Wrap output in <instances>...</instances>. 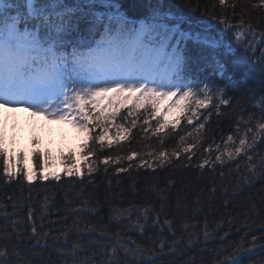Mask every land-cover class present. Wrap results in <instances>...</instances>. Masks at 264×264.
I'll list each match as a JSON object with an SVG mask.
<instances>
[{
	"label": "snow or ice",
	"instance_id": "obj_1",
	"mask_svg": "<svg viewBox=\"0 0 264 264\" xmlns=\"http://www.w3.org/2000/svg\"><path fill=\"white\" fill-rule=\"evenodd\" d=\"M196 11L200 12L199 17L191 14ZM207 69L212 75L203 79L194 71ZM229 91L239 94L237 104H233L237 97L229 96ZM110 93H123V100L133 101L127 116H121L119 107L112 104ZM106 97L109 104L102 105L100 101ZM161 100H170L165 111L175 109L178 115L169 120L165 111L159 110ZM0 108L23 109L65 121L85 133L86 142L80 147L86 150L87 157H95L90 162L85 158L89 175L101 168L107 174L110 165L119 174L139 168H163L166 164H191L197 150L207 143L196 167H207L213 172L217 167H227V175L235 173L234 191L259 182V202L264 205V0H208L203 4L200 0H184L183 5L165 0H0ZM225 108L231 111L225 112ZM133 109L144 110L142 121ZM213 112L232 119L234 132L230 130L226 137L221 136L223 150L215 137L209 142L213 130L208 125ZM118 116L127 127L116 123ZM152 119L156 120L155 127ZM182 120L186 122L183 125ZM189 125L191 131L187 130ZM112 128L115 135L109 136ZM136 128L145 136H155L159 150L141 153L130 149L126 156L104 154L105 147L112 149L133 139L131 134ZM96 129L99 135L95 134ZM177 136L176 146L169 151L165 147L167 140ZM0 158L7 182L19 179L20 175L25 181L48 179L43 172L30 175L20 167L11 171L12 157L3 147L2 136ZM123 161H127V166ZM83 166L78 168L73 162L65 172L82 176ZM220 176H225V172L221 171ZM55 179L61 177L56 175ZM174 186L171 179L164 187L159 183L149 186L147 191L160 199L159 210L147 198L139 204L129 202L127 207L112 206L109 201V222L115 221V232L102 223L82 221L77 216L82 210L98 215L99 200L92 207L74 209L71 225L67 216L51 221L53 225L63 224L60 230L45 228L43 222L38 228L29 206L28 220L33 223L28 244L38 247L63 240L64 246L56 248L58 256L65 258L63 264H171L162 257L172 256L178 249H190L201 242V237L207 242L219 234L210 229L207 217L202 231H189L186 222L175 227L174 219L167 218L165 213L168 189ZM228 191L225 187V194ZM8 199L12 201L14 215L23 197ZM44 199L47 205L48 197ZM249 201L241 213L245 229L252 227L247 223L249 216L258 214L251 196ZM83 204L87 206L89 201ZM229 204L225 199V211ZM162 214L165 218L161 222ZM8 215L5 214L6 218ZM187 219H192L193 229L199 227L195 215ZM232 220L229 216V225ZM81 223L84 227H80ZM213 223L219 228L224 221L221 218ZM23 225L21 220H12L10 230L8 225L0 229V264H10L19 257L13 240L21 241ZM153 228H158L159 242L153 239L151 246L128 235L133 229L143 235ZM165 228L171 233L167 240L162 235ZM73 231L76 236L69 247V234ZM93 235L96 239L83 243ZM226 236L224 233L221 241ZM258 239L264 240V235L252 236L247 243L241 239L216 248L211 264H264V257L251 259L264 253V244L257 245ZM105 240L107 243L99 246ZM81 252L86 253L82 258ZM97 255L99 260L95 259ZM15 264L24 262L16 260ZM186 264H192V258Z\"/></svg>",
	"mask_w": 264,
	"mask_h": 264
},
{
	"label": "trees",
	"instance_id": "obj_2",
	"mask_svg": "<svg viewBox=\"0 0 264 264\" xmlns=\"http://www.w3.org/2000/svg\"><path fill=\"white\" fill-rule=\"evenodd\" d=\"M166 3H179L183 5L184 0H165ZM193 3L196 0H192ZM200 2L207 3L208 0H200ZM240 3H248V0H239ZM184 12H190L189 9H184ZM192 15L199 17L200 12L196 11L191 13ZM229 66L231 67L230 61ZM203 68V65H201ZM203 79L205 76H211V70L205 71L194 70ZM125 94L114 95L112 97V104L119 107L121 116H127L129 108H133L132 100H123ZM238 93L229 91V96H236L237 99H233V104H237ZM109 104V101L107 105ZM159 110L165 111L158 102ZM111 110V109H109ZM138 111L139 115L136 117L138 120H143V109L135 110ZM225 112H230L231 109H223ZM148 111L151 112V106L148 105ZM166 115V114H165ZM178 115V113H177ZM167 117V116H166ZM129 120L132 117L128 118ZM117 124L124 123L123 119L118 116L116 120ZM185 121H181V125L185 124ZM151 124L155 127L156 120L152 119ZM208 128L212 129L209 133V142L211 137H215L217 143H220L221 150L224 148V144L221 141V136L226 137L228 132L234 129L232 128V119L229 116L218 117L213 112L211 117V123ZM187 130L191 131L192 126H187ZM179 131V129H178ZM95 134L99 135V129L95 130ZM183 134V133H181ZM115 135V128L110 130L109 136ZM133 139L128 142H121L115 145L112 149L105 147L104 154H112L113 156L119 154L126 156L130 149H135L138 152L146 153L150 150H159V144L157 138L148 133L147 136L142 134L140 128L133 129ZM176 139L167 140L165 147L170 151L176 146ZM86 135L79 142L71 143L67 145L66 149L53 148L41 143L40 139L30 140V138L24 139L21 143H4L8 151V154L12 157L11 159V171H16L18 167L26 169L30 175L33 173L46 174L47 180L33 179L31 181L23 180L22 175L19 179H14L11 182H7L3 177V158H0V229H5V225H8V230L11 228L12 220H21L24 222L23 231L24 235L21 241L17 242L15 239L13 243L16 244L19 252V257L13 258L10 264H15L16 260H22L24 264H63L64 257L58 256L56 252L57 247H63V240L55 245H43L41 246H30L27 241V237L30 235V227L33 221L28 220L29 206L34 214V222L39 228L41 223L45 228H55L60 230L63 228V224L53 225L51 221L59 220L61 217L67 216V222L69 225L72 223L73 215L72 212L77 207L86 209L92 207L97 200L101 201V208L99 214H93L86 210H82L77 213V216L82 221H91L93 224H103L111 228L113 232L116 231L115 221L109 222V201L112 206L127 207L129 202L142 203L145 199L155 202V207L159 210L160 199L157 196H152L149 191V186L152 184L159 183L161 187L166 185L167 180L171 179L174 182V187L168 189V198L165 204V213L167 218L174 219L175 227L180 228L182 222L189 224V231H202L205 217H207L211 230L218 232V235H213L207 242H198L195 246L190 249H178L177 252L172 256L165 255L162 257L165 260L171 261V264H186L190 258H192V264H211V261L215 257V249L218 247H227L233 242H237L243 239L246 243L251 239L252 236L260 237L264 235V228H261V222L264 221V205L260 204L259 189L261 184L257 182L251 188H243L241 190H233L235 183L234 175H227L228 169L217 167L216 171L213 172L210 168L205 167L201 169L196 167L199 160L202 159L200 152L203 151L204 147H207V143H204L196 155L193 157L191 164L177 165V164H166L163 168L145 169L139 168L134 169L130 173L122 172L117 174L115 172V166L110 165L109 173L105 174L103 168L98 173L89 175L87 171V163L95 159V157H87L86 150L81 149L80 145L86 142ZM33 141H36L33 143ZM92 143L91 141H87ZM187 142H191L188 139ZM99 148V145H97ZM215 148V144L213 145ZM83 152V155H82ZM18 157V154H21ZM35 153V155L33 154ZM45 153L47 155L45 156ZM72 153L69 157L68 154ZM207 155V154H205ZM215 152H213V157ZM145 159L149 157L145 156ZM47 160L45 165L44 161ZM73 162H75L78 168L81 164L84 166L81 168L83 173L82 176H69L66 174L65 169L71 168ZM138 163V161H136ZM127 166V161L122 162ZM234 168L235 165L233 164ZM225 172V176L221 177L220 172ZM19 175V174H18ZM59 175L60 180H56L55 176ZM82 181V183H81ZM135 186V189L133 188ZM215 187V192L212 191ZM228 187L229 191L227 194L224 192V188ZM11 196L13 199L23 197V202L20 203L13 215L14 208L12 201L8 199ZM48 197V204L45 205V197ZM257 204L258 214L249 216L247 223L251 224L252 227L245 229L244 222L245 217L241 215L244 209L249 205V197ZM30 197V198H29ZM107 198V199H106ZM228 199L230 204L227 211L224 208V200ZM83 201H89V204L85 206ZM199 201V203L197 202ZM9 214L6 218L5 214ZM195 215V223L199 225L198 228L193 229L191 227L193 221L191 218ZM232 216V224L229 225L228 217ZM41 217L43 218L41 220ZM164 215H161V222L164 219ZM223 218L224 223L217 228L213 221ZM133 219H135V213H133ZM126 223V221H125ZM151 221H149V224ZM80 227H84L81 223ZM227 233L226 238L221 241L220 237ZM68 246H71V240L75 239V232H71ZM128 235H131L133 239L137 240L138 243L146 244L151 246L152 240L157 239L158 228L149 229L144 232L143 235L139 234V230L133 229L129 231ZM163 237L167 240L171 233L165 228ZM96 239L93 236H87L83 243H88L91 240ZM157 239V243H158ZM107 243V240L101 241L99 246ZM264 244V240H257V245ZM11 247V246H10ZM95 250V249H93ZM165 249V253H167ZM86 253L81 252L80 257L82 258ZM264 257V253H259L251 257L253 260H259ZM70 261L71 257H67ZM95 259L99 260L100 257L97 255ZM247 264V261L245 262Z\"/></svg>",
	"mask_w": 264,
	"mask_h": 264
},
{
	"label": "rangeland",
	"instance_id": "obj_3",
	"mask_svg": "<svg viewBox=\"0 0 264 264\" xmlns=\"http://www.w3.org/2000/svg\"><path fill=\"white\" fill-rule=\"evenodd\" d=\"M170 102V100H163L164 109ZM166 113L172 118L175 109L168 110ZM78 132L81 131L65 121L47 119L43 115H33L23 109L0 108V134L3 135L4 139L10 138L13 141H23L26 137H29L32 140L39 133L40 138L53 148L54 146L63 147L67 145Z\"/></svg>",
	"mask_w": 264,
	"mask_h": 264
}]
</instances>
